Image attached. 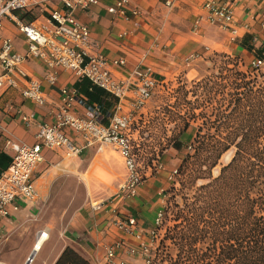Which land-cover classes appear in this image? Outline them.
<instances>
[{"label":"crops","instance_id":"obj_1","mask_svg":"<svg viewBox=\"0 0 264 264\" xmlns=\"http://www.w3.org/2000/svg\"><path fill=\"white\" fill-rule=\"evenodd\" d=\"M119 1L98 0V4L87 9L72 10L73 16L88 27L90 40L96 44L95 51L110 62L124 60L123 66L109 67L119 81L129 79L133 69L138 66L149 68L159 82L180 74L186 75L190 72L187 68L209 52L236 56L242 67L251 68L253 60L258 57L255 51H264V31L261 28L264 21V0H122L123 12L110 13L108 8ZM208 1L230 4L233 8V23L222 26L211 21L209 12L203 7ZM52 5L61 6L57 2ZM51 6L46 5L44 10H49ZM44 10L38 19L46 16ZM19 13L16 14L18 17ZM1 36L10 37L14 48L20 53L25 52V39L13 24L4 23L0 30ZM247 45L249 50L242 47ZM22 69L27 75L26 78L39 81L45 103L38 105L32 99L23 97L24 79L19 80L15 88L1 89L0 132L6 138L5 142L33 144L38 125L53 122L60 89L63 87L72 88L78 93V99L73 106L75 115L82 116L87 108L99 106V121L108 123L117 99L104 89L92 85L86 78L75 77L61 67L54 69L56 80L51 84L46 80L47 66L36 58L27 59ZM120 105L123 111L130 110L132 98L122 100ZM146 107L138 114L142 124L145 123L147 115ZM22 114L32 117L29 125L21 120ZM192 133L193 129H189L182 136L190 137ZM68 134L75 144H82L79 134L71 131ZM136 134L137 128L133 126V140L136 139ZM102 149V146L93 144L70 157H66L60 149H44L40 168L50 163L58 174L77 172V168L66 166V161L79 162L103 157L98 155ZM0 152L9 157L11 155L7 147ZM168 155H163L160 169L144 172L145 178L135 196L121 198L116 195L99 207L91 199L88 205H84L67 226L64 245L47 264H53L65 247L75 250L90 264H101L106 248L114 243L120 241L127 245H138L140 241L134 236L126 235L116 227V220L123 216L134 217L138 226L136 232L141 234L145 244H151V231L154 230L158 214L163 212L168 177L176 163ZM38 171L41 173L39 168ZM45 174L50 178L51 169L34 176V200L15 201L11 204L9 216L0 220V236L12 227L17 218H22L27 213V203L33 204L43 196L40 179ZM123 249L116 251L117 258H126L130 264H139L138 255L130 257Z\"/></svg>","mask_w":264,"mask_h":264},{"label":"trees","instance_id":"obj_2","mask_svg":"<svg viewBox=\"0 0 264 264\" xmlns=\"http://www.w3.org/2000/svg\"><path fill=\"white\" fill-rule=\"evenodd\" d=\"M255 52L261 57L263 50ZM214 56L224 67L192 82L200 91L198 104L187 102L182 124L173 126L159 150V156L169 147L178 153L184 147L191 150L180 156V187L173 182L165 190L161 262L264 264V73L240 70L236 56ZM189 92L195 95L185 89L186 97ZM189 129L194 136L185 143L182 135ZM226 153L229 160L213 175ZM9 163L10 157L0 152V172ZM53 264L90 263L65 247Z\"/></svg>","mask_w":264,"mask_h":264},{"label":"built area","instance_id":"obj_3","mask_svg":"<svg viewBox=\"0 0 264 264\" xmlns=\"http://www.w3.org/2000/svg\"><path fill=\"white\" fill-rule=\"evenodd\" d=\"M57 2L61 6H51ZM50 4L49 10L44 7ZM98 4V0H0V30L4 23L13 24L25 39L26 50L18 52L10 37H0V90L15 88L19 80H25L22 95L32 99L36 104L43 105L45 98L40 89L39 81L26 78L22 69L23 63L29 58H36L45 63L48 68L46 80L54 83L56 74L54 69L61 67L70 71L77 78H86L94 86H98L117 99L115 109L107 124L99 121V106L87 108L84 115L77 116L73 106L78 99V93L63 87L60 89L59 102L53 115V122L38 125L35 142L31 145L14 141L5 142L11 151L8 167L0 172V220L9 216V208L15 201H32L36 198L34 175L37 167L43 161V150H63L66 157L79 154L83 148L98 144L112 146L121 155L126 170V179L119 197L135 196L145 175L136 162L132 146V127L137 121L138 114L147 105L160 83L149 68L136 67L131 77L119 81L112 74L109 67L123 66L124 60L107 61L95 51L96 44L91 42L88 27L79 22L72 13L75 8L87 9ZM166 4H169L166 2ZM39 7L46 12L42 19L34 18L30 21L18 17L17 12H27ZM203 7L209 12V19L222 26L233 23V8L230 4L205 2ZM123 1L110 6V13L123 12ZM264 31V21L261 23ZM264 66V51L261 57H256L251 69L258 70ZM26 78V79H25ZM132 98L131 109L123 111L121 101ZM21 120L29 125L32 117L21 115ZM68 131L79 134L82 144H75ZM157 164L156 169H160ZM177 170L170 173L168 180H172ZM97 204L96 207H99ZM163 212L155 219L156 227L161 223ZM116 227L126 235L134 236L138 245H127L116 242L106 248L101 264H130L126 258H117L116 251L124 248L130 257L140 256L143 264H153L149 252V245L141 239L137 222L134 217L123 216L116 220ZM154 232L151 231L153 242Z\"/></svg>","mask_w":264,"mask_h":264},{"label":"rangeland","instance_id":"obj_4","mask_svg":"<svg viewBox=\"0 0 264 264\" xmlns=\"http://www.w3.org/2000/svg\"><path fill=\"white\" fill-rule=\"evenodd\" d=\"M41 12H43L41 8L35 7L31 11L23 12L27 14L24 19L30 21L37 18ZM214 53L218 52L206 53L202 59L194 62L187 68L190 71L188 74L168 78L156 87L147 107L145 106L147 108L145 123L142 124V120L138 117L134 125L137 128V134L136 139L132 140L133 153L141 172L158 170L157 164H161L163 155L167 156V154L175 159L174 169L177 170L181 162L180 156L191 152L184 147L181 153H178L169 147L165 148L159 156V150L165 146L167 139L171 136L173 126L182 124L181 118L189 106L187 102L190 101L193 106L198 104L200 91H197L192 82L205 75L218 74L219 66L224 67L222 60L215 57ZM238 66L242 71L253 70L242 67L239 61ZM256 71L264 73V66ZM183 86H186V90L194 91L195 95L189 92L186 97ZM193 136L194 130L190 137L182 136V140L185 143L189 142ZM5 141L6 138L0 132V150L6 148ZM102 147L101 154L98 155L103 157L79 162L66 161V166L77 168V172L67 171L58 174L50 163L41 168L43 163L39 164L34 176L51 169V177L49 178L47 174L41 177L43 196L33 204L27 203V213L22 218H17L12 227L0 236V264H25L40 231L46 232L47 239L29 264H47L64 245L67 226L84 205H88L91 199L96 205L101 204L120 192L126 179L123 158L112 146ZM229 158L230 153L222 156L218 165L213 168V175L218 173L220 166L224 165ZM181 178L179 173L174 174L173 179L168 180L166 190L173 182H175V188H179ZM167 196L169 197L170 193ZM161 224L162 221L157 227L155 225L153 242L149 245L153 264H167L166 261L161 262L165 256L164 247L160 245V240L165 234V227L159 228ZM171 225V221L166 223V226ZM164 244H169V241H165ZM138 257L139 264H143L140 256Z\"/></svg>","mask_w":264,"mask_h":264},{"label":"bare ground","instance_id":"obj_5","mask_svg":"<svg viewBox=\"0 0 264 264\" xmlns=\"http://www.w3.org/2000/svg\"><path fill=\"white\" fill-rule=\"evenodd\" d=\"M46 239V232L40 231L34 240L32 250H36V252L40 251Z\"/></svg>","mask_w":264,"mask_h":264},{"label":"water","instance_id":"obj_6","mask_svg":"<svg viewBox=\"0 0 264 264\" xmlns=\"http://www.w3.org/2000/svg\"><path fill=\"white\" fill-rule=\"evenodd\" d=\"M35 253H36V250H32V251H31V253L29 254V256H28L27 259H26L25 264H29V263L32 261V259H33L34 255H35Z\"/></svg>","mask_w":264,"mask_h":264}]
</instances>
